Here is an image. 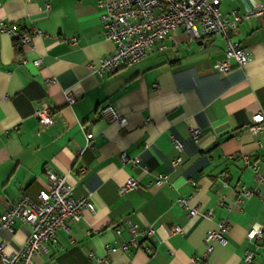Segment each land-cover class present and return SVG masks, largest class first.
<instances>
[{
  "label": "crops",
  "instance_id": "crops-1",
  "mask_svg": "<svg viewBox=\"0 0 264 264\" xmlns=\"http://www.w3.org/2000/svg\"><path fill=\"white\" fill-rule=\"evenodd\" d=\"M112 1L0 0V23L32 36L27 47L15 46L0 29V217L21 195L34 198L50 170L65 178L75 197H89L94 212L67 221L32 264H91L90 252L103 255L106 246L129 238V224L137 226L140 245L111 254V264H193L206 233L223 220L229 229L207 264H246V250L258 264L260 251L246 232L264 225V184L259 196L240 204L237 190L257 186L244 158L264 176V130L253 135L247 128L254 115L264 114V15L242 21L231 34L251 58L243 67L232 62L226 75L213 69L224 59L223 37L189 38L180 29L140 63L103 75L100 59L114 46L98 17L102 4ZM260 5L264 0H220L219 10L242 14ZM67 92L76 96L72 105ZM40 101L55 112V123L42 132L33 115ZM105 102L126 126L98 114ZM190 129L200 131L197 138ZM157 174L167 178L160 187ZM131 178L137 188L120 196L119 186ZM190 209L197 213L189 216ZM173 226L181 232L172 233ZM147 230L153 233L143 238ZM29 232L18 220L11 230L0 224L4 252L18 251Z\"/></svg>",
  "mask_w": 264,
  "mask_h": 264
},
{
  "label": "built area",
  "instance_id": "built-area-1",
  "mask_svg": "<svg viewBox=\"0 0 264 264\" xmlns=\"http://www.w3.org/2000/svg\"><path fill=\"white\" fill-rule=\"evenodd\" d=\"M220 0H114L102 4V10L98 21L103 29L107 40L112 42L113 52L100 59L99 73L110 75L123 67H130L140 63L153 50L156 43L168 39L177 30H183L189 38H200L201 36L219 35L225 40L224 59L217 62L213 69L217 74L226 75L233 68V63L237 67L245 66L251 58L250 53L241 48L239 43L232 40V33L242 21L256 16L264 15V5L239 14L235 11L223 14L219 10ZM48 8V6H47ZM2 32L11 35L16 39L21 47H27L32 36L21 32L15 26L6 27L0 23ZM41 60L33 61L38 67ZM46 85L52 80H46ZM76 96L72 92L66 93V102L72 105ZM98 114L106 118L109 123H117L121 127L126 126V119L108 102L103 103ZM34 117L40 127L41 132L51 127L55 123V112L52 106L46 101H40L34 110ZM146 123H149L146 120ZM248 130L256 135L264 130V114L259 113L252 117ZM193 138L200 134L198 129H190ZM86 144L88 148L92 144L93 134H86ZM180 148L179 141H175ZM264 147V145H260ZM120 158L123 163L129 161L122 153ZM138 164L139 160H131ZM180 162L177 159L174 165ZM244 166L253 171L256 187L248 189L239 186L237 190V203L251 197L259 196L260 185L264 184V176L259 173V168L255 163L244 158ZM47 173V184L37 195L32 198L25 194L0 217V224L11 230L16 220L26 224L30 228L29 236L25 244L13 254H6L4 247L0 245V264H32V257L40 250H47V246L56 242V232L65 228L66 222L79 221L83 211L94 212V206L89 197H75L71 187L66 183L65 178L56 175L50 170ZM146 171V170H145ZM167 182L163 174L155 176L154 183L160 187ZM137 188V180L129 179L119 186L118 194L125 195ZM178 204L186 207L185 200L180 198ZM197 213L196 209L189 210V216ZM209 213L206 215L208 216ZM229 229L227 220H223L216 230H210L204 238V251L197 255L193 264H207V260L214 249V244L223 242ZM137 226L128 225L129 238L118 245L106 246L103 255L89 253L88 258L91 264H111L109 256L115 252H127L130 247H139L137 239ZM172 233H180L181 228L173 226ZM152 230L143 232V238L152 234ZM117 236L121 235V230L115 231ZM246 239L253 245L254 250L260 251V261L264 264V225L253 224L246 232ZM145 253L151 254L149 246L141 248ZM255 252L246 250L244 252V262L255 264Z\"/></svg>",
  "mask_w": 264,
  "mask_h": 264
},
{
  "label": "trees",
  "instance_id": "trees-1",
  "mask_svg": "<svg viewBox=\"0 0 264 264\" xmlns=\"http://www.w3.org/2000/svg\"><path fill=\"white\" fill-rule=\"evenodd\" d=\"M13 42H14L15 46H17V44H18L17 40L13 39Z\"/></svg>",
  "mask_w": 264,
  "mask_h": 264
}]
</instances>
